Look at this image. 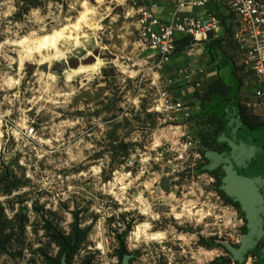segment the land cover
I'll return each instance as SVG.
<instances>
[{
  "label": "rangeland",
  "instance_id": "rangeland-1",
  "mask_svg": "<svg viewBox=\"0 0 264 264\" xmlns=\"http://www.w3.org/2000/svg\"><path fill=\"white\" fill-rule=\"evenodd\" d=\"M120 2L0 0V264H121L120 253L129 264H260L259 249L240 262L226 248H239L247 228L206 166L223 125L203 112L183 132L161 122L156 71L143 61L152 53ZM54 31H70L72 42L49 63L32 47ZM76 33L92 41L88 48L74 47ZM233 45L231 33L211 43L236 78L203 80L195 93L202 106L218 88L242 106L251 101L242 89L254 71L235 64ZM227 112L224 139L248 165L264 164V127L251 130ZM182 134L193 139L185 162L175 151Z\"/></svg>",
  "mask_w": 264,
  "mask_h": 264
},
{
  "label": "built area",
  "instance_id": "built-area-1",
  "mask_svg": "<svg viewBox=\"0 0 264 264\" xmlns=\"http://www.w3.org/2000/svg\"><path fill=\"white\" fill-rule=\"evenodd\" d=\"M120 1L117 7H122L126 18L134 20L140 45L157 59L153 110L163 118L162 123L186 126L199 111L194 105L173 96L171 79L162 75V70L176 54L178 42L190 38L192 44L198 45L206 42L210 35L219 37V31H223V37L232 34L243 62L254 71L250 80L254 87V104L264 107V0H177L169 20L157 14L160 7L157 0L151 4L145 0ZM212 3L218 8L213 10ZM189 6L201 8L204 12L200 15L183 14ZM181 73L184 80L191 83L197 70L190 66L189 72L183 70ZM34 132V126L27 130L29 136ZM181 137L175 150L176 160L185 162L193 139L186 134Z\"/></svg>",
  "mask_w": 264,
  "mask_h": 264
},
{
  "label": "crops",
  "instance_id": "crops-1",
  "mask_svg": "<svg viewBox=\"0 0 264 264\" xmlns=\"http://www.w3.org/2000/svg\"><path fill=\"white\" fill-rule=\"evenodd\" d=\"M160 4V7L157 10V14L161 16L164 20H169L170 17L173 15V11L175 8V3L177 0H157ZM147 4H151L153 0H145ZM210 7L214 10L217 9V5L212 3ZM204 12L201 8H193L189 6L186 8L183 12V14H189V15H200ZM218 36L210 35L208 40L204 43H200L198 45H194L191 43V45H187L185 47H180V43L177 44V51L176 54L171 58L169 64L165 67V69L162 70V75L166 79H171V93L176 98L183 99L188 105L191 103L193 104L199 111L198 114L202 113L206 117H216L220 119L223 123V131L220 134L219 138H221V141L219 142V145H225V152L224 154L231 156L235 158L239 154L235 150V144L232 146L227 140L224 139V137L227 134V131L229 129L230 123V115L227 112V109L231 110V112H236L238 122L241 125V121L239 118L238 108L237 104L238 102L235 100V95L232 93H228L227 96H223L219 93H215V95L210 99V101L201 104V100L197 98L195 95L196 91H200V87L202 86L203 80L204 81H212L216 78H222L226 83L231 84L230 79L236 78L232 66H227L229 69V73L227 75L224 74V71L222 70V60L220 57H217L215 55V50L212 49L211 43L216 44L218 42H221L224 40L225 37L222 36L223 31L218 32ZM222 36V37H220ZM181 42V41H180ZM232 55L233 60L235 61L236 65H240L243 62V58L241 54L239 53V50L237 46L233 45ZM145 63H147L149 66L147 69L149 71H153L155 69V63L157 59L151 54L147 56V58H144L143 60ZM233 62V61H232ZM245 64V63H244ZM194 67V69L197 70L196 76L193 79V82L189 83V81H185L183 78V75L181 71H188L189 67ZM227 70V69H226ZM199 82V83H198ZM208 83V81H207ZM206 83V84H207ZM205 84V83H204ZM244 88L242 91L249 93L251 101H247L244 103L245 107L247 109H252L256 116H264V107L255 105V99H254V87L252 86V83L249 80H244ZM237 98V93H236ZM225 108V110H224ZM162 124V123H161ZM166 124V123H165ZM189 126V122L186 126L182 127H175L179 129L181 132L184 131ZM235 156V157H234ZM212 153H210L206 166L214 169H218V167H222V170L225 172L226 165L230 168V165L228 164V160L225 158L224 160L218 161V162H212ZM234 162L237 163V160H234ZM232 164V163H231ZM235 164L231 165V170L229 171V177L225 173V177L222 179V187H225V185L230 184L232 187L236 183H234V169ZM233 173V174H232ZM232 175V176H231ZM229 181V182H227ZM226 189V187H225ZM234 189V188H233ZM229 190V193L234 196L232 193V189H226ZM228 193V192H227Z\"/></svg>",
  "mask_w": 264,
  "mask_h": 264
},
{
  "label": "flooded vegetation",
  "instance_id": "flooded-vegetation-1",
  "mask_svg": "<svg viewBox=\"0 0 264 264\" xmlns=\"http://www.w3.org/2000/svg\"><path fill=\"white\" fill-rule=\"evenodd\" d=\"M217 148H214L212 150L213 163L224 160L225 157L227 156L226 159L229 161L228 164L230 165V168L231 165L233 164L236 165L234 169L235 170L234 174H236L234 178L235 179L234 183L236 184L234 185V187H232L230 182L227 181L229 182L230 187L229 185L227 186L225 185V187L226 189L233 190L232 193L234 194V196L229 193V190H227L228 196L230 198L236 199L237 200L236 202L240 207V209L244 210L245 219H246V228H247V232L244 235H242V237H244L249 235V233L252 231V228L249 226L251 221L250 218H252V220L254 219L257 220L256 210L261 211L264 215V164L255 167L252 165H248L242 159V157H240L241 156L240 154L236 157L234 156L235 158L224 154L225 152L223 151H225L224 150L225 145H221L220 149ZM234 160H237V163L234 162ZM230 168L226 165L225 172L222 170L221 166L218 167V169H214V170L218 171L217 173L220 179L222 180L223 177H225V174L228 175L229 177L230 174L229 171L231 170ZM246 189L248 191H246ZM246 196H248L249 199H247ZM263 248H264V241H258L253 248L247 251V253L251 250L259 249L262 257ZM261 257L259 259L260 261H261Z\"/></svg>",
  "mask_w": 264,
  "mask_h": 264
},
{
  "label": "bare ground",
  "instance_id": "bare-ground-1",
  "mask_svg": "<svg viewBox=\"0 0 264 264\" xmlns=\"http://www.w3.org/2000/svg\"><path fill=\"white\" fill-rule=\"evenodd\" d=\"M92 13H93V10H90V9H87L83 13V17L85 18L87 25H88L87 19H89L88 16ZM92 28H94L96 30L97 28H99V26L92 25ZM71 38H72V34L70 31H63V32L54 31L52 34H50L48 36V38L46 40L40 41V42H35L33 47H32V51L38 52L40 56L44 57L50 63L53 60H57L61 57H64L65 54L60 49V45L63 41H66V40H71V42H72ZM74 40L76 41V43H74V47H77V48H82V47L88 48L90 46V44L92 43V41L90 39H87V38L81 39V36L77 33H76V36L74 37ZM61 59H63V58H61ZM135 235H136L135 236L136 239L141 237L142 234L140 235V229L139 228L136 230ZM158 238H161V237H159L156 234L153 235V239H158Z\"/></svg>",
  "mask_w": 264,
  "mask_h": 264
},
{
  "label": "water",
  "instance_id": "water-1",
  "mask_svg": "<svg viewBox=\"0 0 264 264\" xmlns=\"http://www.w3.org/2000/svg\"><path fill=\"white\" fill-rule=\"evenodd\" d=\"M96 57L91 56L88 61L90 63L95 62ZM78 60H72L71 65L73 66H79ZM246 191H248L246 189ZM247 199H249L248 196H246ZM257 220H252L250 218V227L252 228V231L249 233V235L242 237L241 244L239 248L232 247L230 245H226L227 250L231 251L234 255L235 260L242 261L244 255L247 253L248 250L253 248L258 241H264V215L261 211L256 210ZM130 255H125L122 259L121 264H129ZM62 264H68L64 258H62ZM260 264H264V248L262 251V257Z\"/></svg>",
  "mask_w": 264,
  "mask_h": 264
},
{
  "label": "trees",
  "instance_id": "trees-1",
  "mask_svg": "<svg viewBox=\"0 0 264 264\" xmlns=\"http://www.w3.org/2000/svg\"><path fill=\"white\" fill-rule=\"evenodd\" d=\"M179 43H180V47H185L187 45H191L192 40L190 38H185L184 40H182ZM235 71H236V69H235ZM234 74L236 75V72H234ZM228 92H229V88L228 89L227 88L226 89H223V88L222 89H219V88L218 89H211L209 91V94H207L208 100L206 102L210 101L211 96L215 93H221V95L226 96V95H228ZM206 102H204V103H206ZM237 108H238L239 118H240V121L242 124L246 125L251 130H256V129H259L261 127H264V122H257V123L252 122L251 118H250L251 116H249L247 114L246 107L242 106V104H240L239 102L237 104ZM212 118H214V120H216V121H219L223 125V123L220 119H218L216 117H212ZM124 256L125 255L120 253L119 257H120L121 262H122V259ZM227 263L228 262L225 261L223 264H227ZM60 264H62V259L60 260ZM213 264H215V263H213ZM219 264H222V263H219Z\"/></svg>",
  "mask_w": 264,
  "mask_h": 264
}]
</instances>
